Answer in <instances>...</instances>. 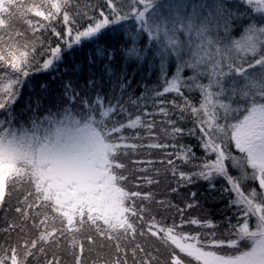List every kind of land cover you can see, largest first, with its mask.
<instances>
[{"label": "snow or ice", "instance_id": "6c2138e0", "mask_svg": "<svg viewBox=\"0 0 264 264\" xmlns=\"http://www.w3.org/2000/svg\"><path fill=\"white\" fill-rule=\"evenodd\" d=\"M0 264H264V0H0Z\"/></svg>", "mask_w": 264, "mask_h": 264}, {"label": "trees", "instance_id": "16d2710c", "mask_svg": "<svg viewBox=\"0 0 264 264\" xmlns=\"http://www.w3.org/2000/svg\"><path fill=\"white\" fill-rule=\"evenodd\" d=\"M130 71H131V69H130Z\"/></svg>", "mask_w": 264, "mask_h": 264}]
</instances>
